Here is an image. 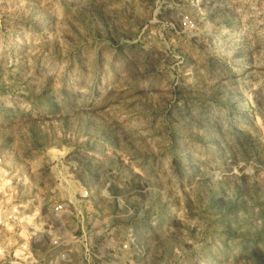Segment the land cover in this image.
Segmentation results:
<instances>
[{
  "label": "rangeland",
  "instance_id": "374dc122",
  "mask_svg": "<svg viewBox=\"0 0 264 264\" xmlns=\"http://www.w3.org/2000/svg\"><path fill=\"white\" fill-rule=\"evenodd\" d=\"M0 155L118 198L119 264H264V0H0Z\"/></svg>",
  "mask_w": 264,
  "mask_h": 264
},
{
  "label": "built area",
  "instance_id": "2783aa9c",
  "mask_svg": "<svg viewBox=\"0 0 264 264\" xmlns=\"http://www.w3.org/2000/svg\"><path fill=\"white\" fill-rule=\"evenodd\" d=\"M58 180L70 186L67 176ZM11 187L0 155V264H119L122 253L130 250V242L119 240L115 226L121 209L118 198L111 217L105 219L91 206L85 187H80L76 200L59 193L56 186L49 188L36 204L16 198ZM133 216L130 212L125 218L130 222L129 237Z\"/></svg>",
  "mask_w": 264,
  "mask_h": 264
}]
</instances>
